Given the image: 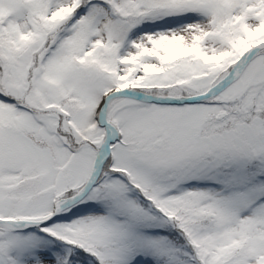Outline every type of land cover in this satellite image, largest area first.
<instances>
[{
    "label": "snow or ice",
    "instance_id": "1",
    "mask_svg": "<svg viewBox=\"0 0 264 264\" xmlns=\"http://www.w3.org/2000/svg\"><path fill=\"white\" fill-rule=\"evenodd\" d=\"M0 264H264V0H0Z\"/></svg>",
    "mask_w": 264,
    "mask_h": 264
}]
</instances>
